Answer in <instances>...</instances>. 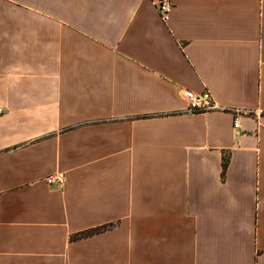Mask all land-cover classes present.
Masks as SVG:
<instances>
[{
    "label": "crops",
    "instance_id": "0c3cea01",
    "mask_svg": "<svg viewBox=\"0 0 264 264\" xmlns=\"http://www.w3.org/2000/svg\"><path fill=\"white\" fill-rule=\"evenodd\" d=\"M158 1L0 0V264H264V0Z\"/></svg>",
    "mask_w": 264,
    "mask_h": 264
},
{
    "label": "built area",
    "instance_id": "2783aa9c",
    "mask_svg": "<svg viewBox=\"0 0 264 264\" xmlns=\"http://www.w3.org/2000/svg\"><path fill=\"white\" fill-rule=\"evenodd\" d=\"M171 2L170 0H159L155 4V8L159 13L160 18L163 23L167 22L169 19L170 11H171ZM184 98L187 103L186 110L188 112L199 113L207 110H215L217 109V105L214 99L211 96L210 91L205 90L199 94H194V92L186 91L184 93ZM2 113V109L0 108V114ZM238 126L237 118L234 119V128ZM64 176L60 173L53 174L47 178V183L50 185L60 186L64 183Z\"/></svg>",
    "mask_w": 264,
    "mask_h": 264
},
{
    "label": "trees",
    "instance_id": "16d2710c",
    "mask_svg": "<svg viewBox=\"0 0 264 264\" xmlns=\"http://www.w3.org/2000/svg\"><path fill=\"white\" fill-rule=\"evenodd\" d=\"M222 167H223V169H225V167H226V161H223V163H222ZM103 228H105V227H100V228H97V229H93V230H91V231L83 232V233L77 235V237L84 236V235H90V234H92V233H95V232H97V231L102 230Z\"/></svg>",
    "mask_w": 264,
    "mask_h": 264
},
{
    "label": "rangeland",
    "instance_id": "374dc122",
    "mask_svg": "<svg viewBox=\"0 0 264 264\" xmlns=\"http://www.w3.org/2000/svg\"><path fill=\"white\" fill-rule=\"evenodd\" d=\"M50 185V184H49Z\"/></svg>",
    "mask_w": 264,
    "mask_h": 264
}]
</instances>
